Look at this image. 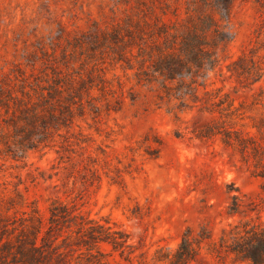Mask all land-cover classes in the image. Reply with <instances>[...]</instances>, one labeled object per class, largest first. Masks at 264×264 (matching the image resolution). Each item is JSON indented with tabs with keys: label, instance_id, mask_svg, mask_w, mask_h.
<instances>
[{
	"label": "rangeland",
	"instance_id": "374dc122",
	"mask_svg": "<svg viewBox=\"0 0 264 264\" xmlns=\"http://www.w3.org/2000/svg\"><path fill=\"white\" fill-rule=\"evenodd\" d=\"M186 5L187 0H0V78L23 71L57 72L75 77V84L83 79L95 105L76 116L69 132L62 130L69 145L58 137L25 161L0 155V196L18 191L44 217L52 198L77 204L129 232L135 254L148 258L158 248L175 250L188 229L197 234L206 228L217 239L239 219L264 220V209L250 210L264 196L262 178L219 137L196 134L211 114L199 106L177 108L176 101L162 98L159 83L139 82L126 68V59L137 53L130 38L138 23L147 15L154 23L157 16L169 20L173 11L184 17ZM229 29L230 50L211 73L208 89L221 88L236 104L256 97L264 107V77L245 86L227 69L251 47L264 56V0H234ZM232 195L239 196L242 214H228ZM207 247L190 264H234L230 258L221 262ZM112 257L130 264L116 253Z\"/></svg>",
	"mask_w": 264,
	"mask_h": 264
},
{
	"label": "trees",
	"instance_id": "16d2710c",
	"mask_svg": "<svg viewBox=\"0 0 264 264\" xmlns=\"http://www.w3.org/2000/svg\"><path fill=\"white\" fill-rule=\"evenodd\" d=\"M233 4L234 0H187L184 17L173 11V18L157 16L154 23L147 15L131 35L138 49L126 59V68L139 82L159 83L162 98L176 101L177 108L207 110L211 119L196 134L207 140L219 137L262 178L264 192L262 102L254 97L250 103L236 104L221 88L208 89L211 73L230 50ZM227 69L243 85L254 84L264 77V56L251 47ZM74 80L57 72L31 76L23 71L0 78V155L25 161L31 151L54 146L58 137L65 145L72 143L62 130L69 132L76 116L95 106L88 82ZM262 209L264 196L260 204L252 201L250 206L257 213ZM227 212L242 214L238 195H232ZM204 243L221 262L230 258L234 264H264V220L261 215L239 219L217 239L206 228L197 234L188 229L175 250L158 248L148 258L145 252L135 254L138 247L129 232L92 217L77 204L52 198L44 217L37 203H29L18 191L0 196V264H121L112 257L115 253L130 264L135 258L139 264H190L199 259Z\"/></svg>",
	"mask_w": 264,
	"mask_h": 264
}]
</instances>
